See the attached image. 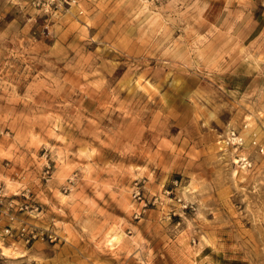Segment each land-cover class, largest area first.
Listing matches in <instances>:
<instances>
[{
	"label": "rangeland",
	"instance_id": "obj_1",
	"mask_svg": "<svg viewBox=\"0 0 264 264\" xmlns=\"http://www.w3.org/2000/svg\"><path fill=\"white\" fill-rule=\"evenodd\" d=\"M254 139L264 0H0V264H264Z\"/></svg>",
	"mask_w": 264,
	"mask_h": 264
},
{
	"label": "built area",
	"instance_id": "obj_2",
	"mask_svg": "<svg viewBox=\"0 0 264 264\" xmlns=\"http://www.w3.org/2000/svg\"><path fill=\"white\" fill-rule=\"evenodd\" d=\"M69 1L74 2L75 0H67V2H69ZM224 141L226 142V144H232V145H235V146H239V145L242 144L243 139H242V137L237 135L235 133V131L232 130V131L229 132V135L227 136V138ZM252 143L256 144L260 154L264 155V141L257 143V140L254 139L252 141ZM233 161H234L235 164H240L242 167H249L252 164L251 161L246 156L239 155V154L235 155V158H234ZM138 194H139V192H137L135 194V196L138 195ZM48 236L50 238H52L51 235H48Z\"/></svg>",
	"mask_w": 264,
	"mask_h": 264
}]
</instances>
